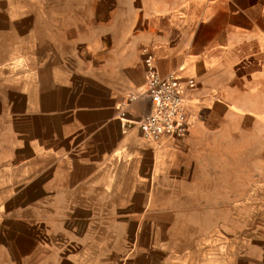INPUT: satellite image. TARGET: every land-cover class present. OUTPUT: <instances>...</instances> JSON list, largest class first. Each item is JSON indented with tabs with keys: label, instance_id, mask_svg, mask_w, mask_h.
Listing matches in <instances>:
<instances>
[{
	"label": "crops",
	"instance_id": "1",
	"mask_svg": "<svg viewBox=\"0 0 264 264\" xmlns=\"http://www.w3.org/2000/svg\"><path fill=\"white\" fill-rule=\"evenodd\" d=\"M0 264H264V0H0Z\"/></svg>",
	"mask_w": 264,
	"mask_h": 264
},
{
	"label": "built area",
	"instance_id": "2",
	"mask_svg": "<svg viewBox=\"0 0 264 264\" xmlns=\"http://www.w3.org/2000/svg\"><path fill=\"white\" fill-rule=\"evenodd\" d=\"M143 55L145 86L143 90L129 94L123 99V106L118 108L121 127L123 130L136 127L145 138L169 136L182 140L188 134L184 85L171 72L165 76L160 75L153 65L152 56L145 51ZM143 98L150 101V112L137 119L129 118L126 108Z\"/></svg>",
	"mask_w": 264,
	"mask_h": 264
},
{
	"label": "rangeland",
	"instance_id": "3",
	"mask_svg": "<svg viewBox=\"0 0 264 264\" xmlns=\"http://www.w3.org/2000/svg\"><path fill=\"white\" fill-rule=\"evenodd\" d=\"M231 217V218H230ZM227 220H232V214L231 213H226V212H221V222H224ZM243 251L247 252L249 249L248 245L243 246Z\"/></svg>",
	"mask_w": 264,
	"mask_h": 264
}]
</instances>
